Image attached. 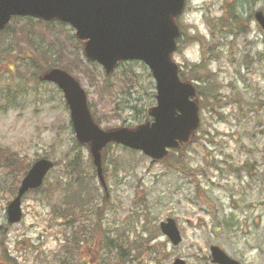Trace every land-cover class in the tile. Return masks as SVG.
<instances>
[{"label": "rangeland", "instance_id": "1", "mask_svg": "<svg viewBox=\"0 0 264 264\" xmlns=\"http://www.w3.org/2000/svg\"><path fill=\"white\" fill-rule=\"evenodd\" d=\"M257 9L264 12V0H185L172 59L195 82L198 127L161 160L109 144L100 152L101 181L88 146L74 145L61 92L39 74L68 69L96 122L110 128L139 124L134 100L142 109L155 104L149 71L134 61L104 76L69 25L12 18L0 32V148L25 163L45 157L56 164L43 186L23 197L22 218L9 226L12 175L0 167V264H117L119 251L124 264H214L212 245L239 264H264V31L253 18ZM78 151L81 163L71 170L67 157ZM76 180L86 182L80 194ZM63 184L83 199L81 209L72 204L65 230L77 233L69 252L54 208L64 206L57 202ZM167 218L181 235L177 245L159 231ZM140 239L149 240L148 251Z\"/></svg>", "mask_w": 264, "mask_h": 264}, {"label": "water", "instance_id": "2", "mask_svg": "<svg viewBox=\"0 0 264 264\" xmlns=\"http://www.w3.org/2000/svg\"><path fill=\"white\" fill-rule=\"evenodd\" d=\"M184 0H0V30L12 16L53 18L68 22L75 36L84 42L87 59L100 64L109 74L118 61L137 60L150 71L155 87V105L148 115L151 121L135 128L100 129L92 120L86 97L79 83L62 69L44 72L41 80L50 81L62 91L69 109L75 138L88 144L99 178L100 151L108 143L121 144L141 151L153 160L163 158L168 148L188 140L199 122L198 106L191 83L181 81L178 67L170 56L175 50L178 28L174 18L182 10ZM255 19L264 29L260 11ZM52 162L40 158L32 163L6 206L7 222L13 224L22 216L21 198L42 184ZM159 229L172 245L181 241L172 218L159 224ZM212 262L238 264L219 247L211 246ZM173 264H186L175 259Z\"/></svg>", "mask_w": 264, "mask_h": 264}, {"label": "trees", "instance_id": "3", "mask_svg": "<svg viewBox=\"0 0 264 264\" xmlns=\"http://www.w3.org/2000/svg\"><path fill=\"white\" fill-rule=\"evenodd\" d=\"M32 19V18H31ZM134 61H129V62H119L117 65H116V69H118L121 65H124L126 63H133ZM61 67V66H59ZM61 68H64V67H61ZM66 69V68H64ZM68 70V69H66ZM149 77H150V73L148 74ZM108 77V76H107ZM146 77L148 78V76L146 75ZM180 78L182 79V75L180 74ZM149 84V83H148ZM151 86V83L149 84ZM198 93L197 89H196V94ZM198 95V94H197ZM126 103H129V100H125ZM134 104H132L130 107L132 110L135 111V117L138 119V116L141 115L142 113V116L140 119H138L139 123L140 122H143L145 120L148 119V116H147V111L148 109L151 107L150 106H147L149 104H147L145 108L142 109V106H139L136 104L135 100L133 101ZM140 102V100H139ZM141 104V102H140ZM145 109V110H144ZM76 148L81 149L82 147H80L77 143L74 144ZM181 146V145H180ZM179 150V147L177 149L174 150L175 153H177ZM81 159H82V156L80 154V152L78 151V153L73 157V158H68L67 157V162H68V167L71 168V170H74L80 163H81ZM56 163H54L55 165ZM66 164V163H65ZM7 167V172H10V175L11 176V180H10V185H9V188L6 190V193L8 196H13L16 192V188H17V185L19 183V180L21 178V176L24 174V172L26 171V169L29 167L30 163L29 162H23L21 161L17 155H15L13 152L11 151H6L5 148H0V167L4 169V166ZM66 166V165H65ZM5 167V168H6ZM69 170V171H71ZM5 172V173H7ZM7 174V176H10ZM77 187H79V190H78V194H80V192L83 190L82 187H86V182L84 181H81L78 182L77 180L75 181ZM85 183V184H84ZM62 185V184H61ZM42 187V186H41ZM40 187V188H41ZM40 188H38L37 190H33L32 192H35V191H38ZM57 191V189H56ZM57 193L60 194L61 198L60 200H57L58 203H63L64 206L62 208H59L58 205H54V208L56 209V211H59V218L62 219L63 221V226H64V230H63V235H64V242H63V245L62 247L63 248H66L67 251L69 252V250H71L72 248V237H76L77 233L74 232L72 234H69V232H66L65 230L67 229H71V226H72V220L70 218L71 214H72V211H73V207H72V204L75 203L77 204V208L75 209H81L82 206L80 205V203L82 202L83 199H80L79 202H78V195H74L73 194V191L71 190H68L67 189V186L65 184H63V187H60L59 188V191H57ZM8 198V197H7ZM71 201V202H70ZM10 224L8 223H5V226H9ZM1 229V227H0ZM79 235H81V233H79ZM141 242H140V247L142 246H146V250L148 251L149 247L148 246V242L149 240L148 239H140ZM110 242L111 240L107 239V243H106V248L108 251H110L112 249V247L110 246ZM125 244H120L118 246L119 250H121L122 248L124 249H127L126 247H124ZM128 250V249H127ZM4 255V254H2ZM123 254L120 253V251L116 254V263L117 264H124L126 263L124 261V258H123ZM8 260V259H7ZM7 260L5 259L4 261L7 262Z\"/></svg>", "mask_w": 264, "mask_h": 264}, {"label": "flooded vegetation", "instance_id": "4", "mask_svg": "<svg viewBox=\"0 0 264 264\" xmlns=\"http://www.w3.org/2000/svg\"><path fill=\"white\" fill-rule=\"evenodd\" d=\"M181 33H183V29H181Z\"/></svg>", "mask_w": 264, "mask_h": 264}]
</instances>
